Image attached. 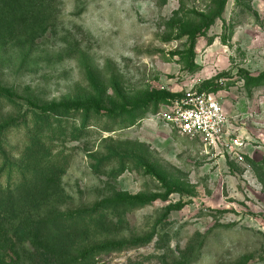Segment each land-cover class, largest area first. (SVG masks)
<instances>
[{"label":"rangeland","instance_id":"1","mask_svg":"<svg viewBox=\"0 0 264 264\" xmlns=\"http://www.w3.org/2000/svg\"><path fill=\"white\" fill-rule=\"evenodd\" d=\"M194 87L236 119L242 161L149 118ZM31 109L53 115L31 148L50 163L28 165L31 201L99 207L45 264L85 250L83 264H264V0H4L1 145L16 164ZM14 212L0 219L7 253L34 264L13 233L28 213Z\"/></svg>","mask_w":264,"mask_h":264},{"label":"trees","instance_id":"2","mask_svg":"<svg viewBox=\"0 0 264 264\" xmlns=\"http://www.w3.org/2000/svg\"><path fill=\"white\" fill-rule=\"evenodd\" d=\"M2 7H4V0H0V9H2ZM203 89L208 90L207 88ZM77 106L78 105L76 104L71 105V103H66L57 105V108H60L63 112H68L76 110ZM51 109L54 110L53 108ZM24 112L26 113L28 110H25ZM30 115V124L32 129L31 132L27 134L29 142L28 147L30 148V151H26L27 161L24 165L16 164L8 159L1 145L2 131L12 123L0 126V155L2 160L0 162V219L2 220L3 218H6L7 214H14L15 208H21L25 213H28V216L24 221H20L15 225L13 233L17 242L24 244L28 250H32V258L37 261L34 264H45L46 261H50L49 255L52 253H69L74 250L73 246L79 239H81L77 238L78 234L83 232L85 223L98 212L99 207L95 205L89 209L62 212L50 207L48 201L45 199L42 200L41 204L31 201L33 193L25 190L26 187L31 185L29 178L26 176L28 165H32L36 162H40L42 164L45 162L49 163V160L44 158L47 156L49 150L45 153H41L39 156H36L31 148L44 141V133L46 128H48V124L53 115L49 113V111L36 112L34 109L30 110ZM45 166L48 167L47 164H45ZM12 169H16L20 173V177L17 180L11 178ZM4 173L6 174V179H3L2 177ZM45 179L47 178L45 177ZM10 210H12L11 213ZM29 213L31 215H29ZM20 218H24V215H21ZM41 232L46 233L47 236L42 237L39 235L38 239H40L38 244H34L36 238L31 237L30 234H37ZM6 237V234L0 230V264H21V260H16L14 257H10L8 255V253L11 251L13 252V250L9 245H7L9 240ZM89 251L90 250H85L78 253L76 256H70L64 261V263L83 264L85 261L84 258L85 256H88Z\"/></svg>","mask_w":264,"mask_h":264},{"label":"built area","instance_id":"3","mask_svg":"<svg viewBox=\"0 0 264 264\" xmlns=\"http://www.w3.org/2000/svg\"><path fill=\"white\" fill-rule=\"evenodd\" d=\"M212 93L197 87L186 89L149 118L167 123L182 135L198 138L202 152L208 157L223 155L242 161L245 136L240 133L236 119L232 120Z\"/></svg>","mask_w":264,"mask_h":264}]
</instances>
